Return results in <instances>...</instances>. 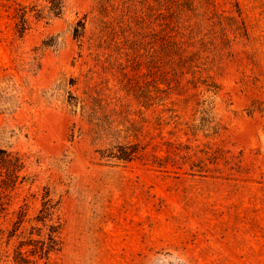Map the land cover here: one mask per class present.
I'll use <instances>...</instances> for the list:
<instances>
[{"label":"rangeland","instance_id":"rangeland-1","mask_svg":"<svg viewBox=\"0 0 264 264\" xmlns=\"http://www.w3.org/2000/svg\"><path fill=\"white\" fill-rule=\"evenodd\" d=\"M57 3L0 0V264H264V0Z\"/></svg>","mask_w":264,"mask_h":264},{"label":"trees","instance_id":"trees-1","mask_svg":"<svg viewBox=\"0 0 264 264\" xmlns=\"http://www.w3.org/2000/svg\"><path fill=\"white\" fill-rule=\"evenodd\" d=\"M50 3H51V6L53 9H56L57 8V0H48ZM19 17H21V21L19 23V28H23L24 27V13L21 14ZM3 154H5V156H12L8 153H6L5 151H3ZM11 159L13 161H15V163H19V165H21V161H20V158L18 156H13V157H3L2 159V166L4 165H7L10 163ZM19 170L18 169H15V171L11 172V175L9 174L7 177L3 178V179H0V189H3L5 190L9 185L7 184V182H12V179L17 177L18 175L16 174L17 171Z\"/></svg>","mask_w":264,"mask_h":264}]
</instances>
